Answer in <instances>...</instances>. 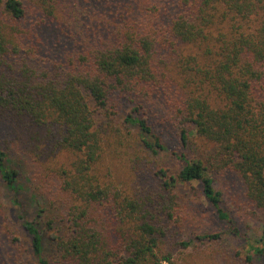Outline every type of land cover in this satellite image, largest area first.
Returning <instances> with one entry per match:
<instances>
[{"label": "trees", "instance_id": "1", "mask_svg": "<svg viewBox=\"0 0 264 264\" xmlns=\"http://www.w3.org/2000/svg\"><path fill=\"white\" fill-rule=\"evenodd\" d=\"M163 125L208 157L161 166ZM214 171L239 179L259 237L232 224ZM185 183L246 242L241 264L264 257V0H0V264H24L1 185L36 264H52L45 236L56 264H230L200 246L222 234L179 212Z\"/></svg>", "mask_w": 264, "mask_h": 264}, {"label": "rangeland", "instance_id": "2", "mask_svg": "<svg viewBox=\"0 0 264 264\" xmlns=\"http://www.w3.org/2000/svg\"><path fill=\"white\" fill-rule=\"evenodd\" d=\"M189 128L191 130L192 126ZM157 131L160 133L163 142L166 145V147L164 149H161V151L158 153L157 162H159L161 166L167 167L170 172L174 173L175 170L181 165L180 162L172 156L173 151H182L188 154V156L204 158V160L209 155V147L202 145L201 142L198 139H195V137L193 136H190V141L187 145L184 146L183 144H181L175 130L171 125H163V127H158ZM137 148H140L138 142ZM21 162L23 163V176L26 177V174L28 175V167L25 165L23 158L21 159ZM121 166L122 165L119 164V168H117L119 177L124 176L122 175L124 174V172L122 171ZM213 176L215 179V187L221 189L223 193L224 208L230 214L233 220L232 224L237 226L240 231L245 232L249 236V238L259 237L262 230V220L257 218L258 215H254V213L252 214V207L249 206L244 200L239 179H236L235 175L233 174H231L230 177L225 175L221 171H214ZM23 182L24 186L19 193V199L26 209L27 217L32 218L35 216L36 212V209H34V207L32 206L31 198L32 193H34L33 184L31 183L28 185L26 183V178L23 180ZM131 185L135 187L137 184L132 182ZM195 185V183H185L175 189V192L177 194V201L180 203L179 212L186 216V221L189 223L188 227L191 231H194V233H202V231H207L212 233L220 232L222 234V237L217 244L205 242L200 245L208 255L207 257H213V255H210L211 250L213 253L216 249L220 251L222 249L228 250L231 251L228 255V259L231 262L230 264L234 263V256L235 261L241 264L244 258L243 252L246 246V242L242 237L231 235L229 233V228L231 227V225H229V223H224L223 221L218 220L211 206L207 204L200 193L194 190ZM1 196L2 201L5 205L6 213L12 219L13 230H15L23 239L21 249L23 253L22 256L24 264H36V261L31 254L28 239L25 237L20 224L16 220V207L11 202L13 196L8 193L2 185ZM45 201L47 207L50 208V211H58V208L60 207V204L58 202H51L48 197H46ZM44 246V254L51 261V263L56 264L57 262H59L54 243L48 238V236L44 237ZM263 263L264 257H259L255 261V264ZM162 264L167 263L162 262Z\"/></svg>", "mask_w": 264, "mask_h": 264}]
</instances>
